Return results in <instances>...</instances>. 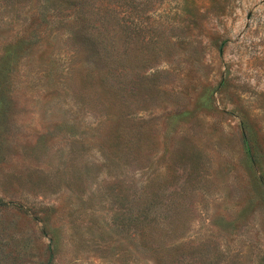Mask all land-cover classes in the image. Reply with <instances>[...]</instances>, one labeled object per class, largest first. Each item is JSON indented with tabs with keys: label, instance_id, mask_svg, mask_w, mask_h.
<instances>
[{
	"label": "rangeland",
	"instance_id": "1",
	"mask_svg": "<svg viewBox=\"0 0 264 264\" xmlns=\"http://www.w3.org/2000/svg\"><path fill=\"white\" fill-rule=\"evenodd\" d=\"M158 2L142 27L171 62L126 109L86 87L68 0H0V264H155L115 199L146 187L193 264H264V0Z\"/></svg>",
	"mask_w": 264,
	"mask_h": 264
},
{
	"label": "trees",
	"instance_id": "2",
	"mask_svg": "<svg viewBox=\"0 0 264 264\" xmlns=\"http://www.w3.org/2000/svg\"><path fill=\"white\" fill-rule=\"evenodd\" d=\"M68 7L73 14L69 42L73 46L75 57L82 64V71L87 76L84 81L86 87L93 89L98 86L107 92L106 95L112 103L113 94H122L121 104L128 109L123 87L127 90L133 78L139 82L148 70L161 63H170V50L175 48L172 39L167 36V45L163 47L153 40H146L147 29L142 25L148 14L157 11L156 0H68ZM128 15L138 17L137 27H133ZM132 61H135L133 66ZM131 84L137 83L134 81V84ZM122 117L126 122L130 121L124 115ZM125 121L123 122L126 123ZM123 149L125 150L124 146ZM127 158L126 163L134 164L144 157L135 152L133 158ZM180 189L171 192V202H177L179 193L188 196V189L192 190L186 185ZM118 198L122 200L119 201ZM115 199L121 210L126 209L130 215L127 225L126 222L123 225L130 228L136 238L145 245L158 242L154 249L155 264H193V247L184 246L179 238L164 240L178 222H167L160 214L154 215V210L158 209L164 200L162 190H150L146 187L140 195L135 193L130 202H127L129 198L126 194L117 192ZM153 216L156 218H152Z\"/></svg>",
	"mask_w": 264,
	"mask_h": 264
}]
</instances>
